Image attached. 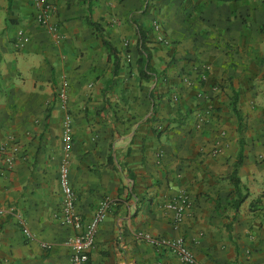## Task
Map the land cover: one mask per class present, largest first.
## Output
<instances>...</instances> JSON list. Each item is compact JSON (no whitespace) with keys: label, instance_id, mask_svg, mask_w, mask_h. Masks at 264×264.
I'll use <instances>...</instances> for the list:
<instances>
[{"label":"crops","instance_id":"0c3cea01","mask_svg":"<svg viewBox=\"0 0 264 264\" xmlns=\"http://www.w3.org/2000/svg\"><path fill=\"white\" fill-rule=\"evenodd\" d=\"M30 1L11 7L27 15ZM48 1L56 45L30 31L31 48L16 53L0 39V145L18 149L12 170L0 161V264H67L63 160L82 223L108 203L88 264H180L137 233L181 238L194 264H264V0H151L144 11L143 0H97L89 13L80 0ZM86 17L118 52L115 77ZM136 26L149 42L147 80L136 70ZM182 192L191 207L172 228L163 205Z\"/></svg>","mask_w":264,"mask_h":264},{"label":"built area","instance_id":"2783aa9c","mask_svg":"<svg viewBox=\"0 0 264 264\" xmlns=\"http://www.w3.org/2000/svg\"><path fill=\"white\" fill-rule=\"evenodd\" d=\"M30 5L33 11V22L37 26L44 28L49 37L58 43L60 40L58 29L49 22V17L54 12L52 4L48 0H31ZM153 25L157 29V26ZM66 88L67 83L65 81L60 82L56 88V98L62 108H65L67 100ZM62 131L63 138L67 142L70 131V122L67 116L64 117ZM64 148L67 150V144ZM17 150L14 144L10 147L0 145V161L5 170L10 171L14 168ZM57 182L60 194L59 221L62 226H67L73 231V234L65 243L69 250L67 264H88V254L93 247L96 230L104 217L108 203L103 201L100 207L92 214L89 221L82 223L74 209L75 196L69 182L66 160H63L58 166ZM163 207L171 212V227L176 228L190 209L191 203L187 195L182 192L166 201ZM4 214L5 211L0 210V215ZM20 231L25 238H29V233L26 229L22 228ZM135 237L156 250H166L180 264H194V258L181 238L154 237L145 233H137ZM41 248L47 250L49 246L42 244Z\"/></svg>","mask_w":264,"mask_h":264},{"label":"rangeland","instance_id":"374dc122","mask_svg":"<svg viewBox=\"0 0 264 264\" xmlns=\"http://www.w3.org/2000/svg\"><path fill=\"white\" fill-rule=\"evenodd\" d=\"M5 1L6 0H0V39L2 44H5V41L7 42L5 45H10L13 48V51L16 53H21L25 51L26 49L31 48V32L33 31H40L43 33L44 37H47V41L49 44L56 45L57 43L54 42L48 35V33L45 31L44 28L37 26L33 20V11L32 8L30 9V12L27 15L21 14V10L15 9V7H11V11L9 14L6 13L5 8ZM197 3H199V7L205 6L206 4L212 5L211 3L217 4V5H223L221 2H216L213 0H196ZM113 2L116 4H121L122 0H113ZM228 3V2H227ZM66 7H69V3H65ZM111 4V2L109 3ZM153 4L151 0H143L142 4L140 5V10L144 11L148 8H152ZM202 6H201V5ZM226 4V3H224ZM112 5V4H111ZM226 5H231L226 4ZM30 6V3H29ZM210 7V6H209ZM53 8H55L53 6ZM211 8V7H210ZM154 11V9H152ZM185 15H187L185 13ZM185 17V16H184ZM200 18V15L198 16ZM198 18V19H199ZM195 21L194 17L188 16L186 18V23H189L190 21ZM114 22H118L116 19L113 20ZM121 21V20H120ZM155 24L157 26V29L154 28ZM163 22L152 21V27L155 31L158 29H163L162 25ZM56 27V26H55ZM57 28V27H56ZM33 41V40H32ZM38 40L35 39V45H40L39 42H36ZM157 43H163L165 45L169 44L168 40H165L161 36H158L156 39ZM46 44V43H45ZM127 43H124L123 45L126 46Z\"/></svg>","mask_w":264,"mask_h":264},{"label":"trees","instance_id":"16d2710c","mask_svg":"<svg viewBox=\"0 0 264 264\" xmlns=\"http://www.w3.org/2000/svg\"><path fill=\"white\" fill-rule=\"evenodd\" d=\"M82 3L86 6V12L89 13V7L91 4L96 2L97 0H80ZM216 2H237L241 0H213ZM13 0H6L5 1V11L7 14L10 13L11 5H12ZM86 24L92 31V33L95 35V37L99 40L100 45H101V51L105 55L106 60L110 62L112 70H111V76L115 77L119 71V58H118V52L116 48L109 42V40L106 38V36L103 33V29L100 26L99 23L93 22L90 20L89 17H86ZM136 33V47L138 48V57L136 59L135 65H136V70L138 77L140 79L147 80L150 78L152 75L155 76V74L152 72V70L149 67V60H150V55H149V49L148 45L149 42L147 40L145 31L141 29V27L136 26L135 29ZM232 111L234 115L237 118V123H238V131H239V118L237 117L236 111L232 108ZM241 161V139L238 140V150L236 153V162L232 167V171L230 173V181L232 182V185L234 188H236L238 179L236 178V171L237 167L239 166ZM237 191V188H236Z\"/></svg>","mask_w":264,"mask_h":264}]
</instances>
